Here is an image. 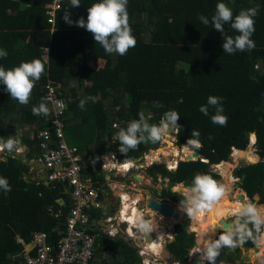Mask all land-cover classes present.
<instances>
[{"label":"trees","instance_id":"1","mask_svg":"<svg viewBox=\"0 0 264 264\" xmlns=\"http://www.w3.org/2000/svg\"><path fill=\"white\" fill-rule=\"evenodd\" d=\"M50 1L0 0V47L8 53L0 58V64L10 67L36 57L46 69L34 85L28 104H18L0 91V136L13 135L17 124L38 129L47 126L50 114L33 115L31 107L43 100L51 113L50 104L44 98V85L53 81L60 85L59 95L67 99L66 121L71 117L82 122L93 119L96 124V142L79 147V151L84 172L98 183L104 182L105 177L100 159L102 151L118 152L120 160L125 161L159 147L160 141L144 142L138 143L136 149L121 153L118 141L108 144L107 136L124 127L128 120L137 118L140 110L150 117V123H158L166 109L177 110L180 115L177 123L182 125L176 131L178 146L184 145L190 129L200 132L201 146L195 149L201 154L199 158L179 160L174 170L166 168L165 163L147 167V173L154 179L158 175L168 179L160 198L179 203L183 197L172 187L181 181L190 183L198 172H206L221 181V174L212 170L211 165L227 161L233 148L245 150L252 143L247 148L254 152L252 145L256 142L257 152L264 157V0H225L234 14L240 8L259 5L251 37L255 47L233 54L224 53L220 45L224 36L235 33L234 29L225 24L220 33L211 24L203 25L197 19V14L210 16L216 0H128V23L136 44L123 56L106 53L94 42L90 32L61 18L65 11L73 21L86 18L91 0H80L77 7L67 6L68 0H65L56 13L54 25L46 15L45 6ZM44 48H48L47 61L42 58ZM99 58L105 60L104 66L95 69L88 64L89 60ZM74 81L82 87L81 91L73 87ZM87 81L90 84H85ZM209 94L223 97V112L228 117L223 126L213 124L198 111ZM86 95L95 96L96 101H88L81 110L77 102ZM110 96L113 104L106 106L105 100ZM125 96L127 103L123 102ZM153 100L160 101L163 107H155ZM212 111L209 108L210 114ZM114 122L118 124L116 128ZM32 138L24 140L28 161L40 155L34 132ZM27 168L22 157L11 155L0 159V175L6 176L11 185L10 191L0 190V264H23L24 242H30L36 230L46 231L50 239H55L53 226H63L70 209V200L61 184L29 183L23 178ZM233 175L243 180V186L239 183L237 186L247 191L250 200L252 194L256 197L260 192L264 202L263 160L240 165ZM61 197L64 204L57 200ZM253 202L262 206L260 202ZM100 214L94 211L93 216ZM188 227L189 219L174 225V238L166 245L171 261L187 259L195 243V235ZM261 233L254 232L252 238L237 248H222L217 264H248L240 255L243 248L251 249L257 244ZM103 249L117 253L114 264H132L139 259L136 249L120 236L106 239L98 251ZM10 253L19 254L12 257Z\"/></svg>","mask_w":264,"mask_h":264},{"label":"clouds","instance_id":"2","mask_svg":"<svg viewBox=\"0 0 264 264\" xmlns=\"http://www.w3.org/2000/svg\"><path fill=\"white\" fill-rule=\"evenodd\" d=\"M127 4L128 0H91L86 8V18H77L73 21L67 11L61 18L69 25L75 23L76 26L83 27L90 32L94 42H97L106 53L123 56L129 48L136 44V38L128 23ZM68 5L77 7L80 5V0H68ZM258 11L259 5L254 4L251 7L240 8L234 14L225 0H216L212 14L210 16L197 14V19L203 25L211 24L212 29L220 33L224 30L225 24L234 29L235 33L224 36L220 45L224 53L233 54L250 51L255 47V41L251 37L255 31V17L258 15ZM7 54V50L0 47V58L6 57ZM45 71V64L36 57L21 60L10 67L0 64V85H3L0 91L6 92L18 104H28L34 85ZM222 100L223 97L209 94L205 103L198 106V111L208 116L213 124L223 126L228 117L223 112ZM88 101L95 103L96 97L93 95L81 97L77 102V107L83 110ZM152 103L155 107H163L158 100H153ZM209 108L213 109L211 114ZM31 111L33 115L47 114L48 107L42 100L38 104L32 105ZM136 116L137 118L128 120L124 127L115 131V134L113 133V139L119 142L118 150L121 153H127L129 149H136L138 143H156L162 139V136L175 132L182 126L177 123L180 117L179 113L171 108L163 111L158 123H150V117H146L143 110L138 111ZM199 137L198 129H190V136L186 138L184 146L189 149L191 157L196 155L195 149L201 146ZM20 143V137L16 133L8 135L7 138L0 136V151L11 154L18 150L17 146ZM150 149L153 150V148ZM118 155L120 154L118 153ZM104 159L108 161L109 157L105 156ZM133 161L141 163L144 161V156H141L140 160ZM120 162L124 161L120 160ZM177 163L178 161L176 166ZM147 167L144 169L146 170ZM123 172L128 174L130 171ZM221 176H225L227 182L218 181L206 172H198L191 177L190 183L184 184L181 181L173 188V191L179 189L183 199L179 200L178 207L187 213L188 217L206 215L211 221L207 231L201 232L195 241L196 247L199 249L197 252L198 264H204L205 261L207 264H217V257L222 248H237L245 240L252 238L254 232H264V206H258L253 200L247 198L229 205L233 210L231 221L216 223L211 220L217 202L225 198L226 192L231 190L232 182L237 179L229 172H222ZM0 190L4 192L11 190L6 176L0 175ZM130 222L135 226L137 232L143 235L154 230L156 224L154 218L145 219L140 210H133ZM217 228L220 229L218 233H216ZM188 258L181 261L182 264H187Z\"/></svg>","mask_w":264,"mask_h":264},{"label":"built area","instance_id":"3","mask_svg":"<svg viewBox=\"0 0 264 264\" xmlns=\"http://www.w3.org/2000/svg\"><path fill=\"white\" fill-rule=\"evenodd\" d=\"M64 1L51 0L46 5V15L50 24L54 25L56 13L62 9ZM47 52L48 48H44L45 59ZM59 87L60 85L53 81H48L44 85V98L50 104L51 113L48 125L35 129L34 134L39 142L38 160L43 165L44 179L48 182H58L65 187L71 199L70 209L65 224L54 225L53 231L57 236L55 239H50L46 231L36 230L32 233L29 244H25L22 252L23 264H90L100 244L99 239L102 236L117 234H122L135 243L140 255L143 256L145 236L138 233L135 227H131L130 222L125 219L127 216L121 205L113 214L102 212L99 217L93 216L95 210L103 208V188L84 172L79 147L69 144L65 138L67 101L59 95ZM117 126V122H114L113 127ZM114 134L108 137L112 141ZM20 150L18 148L16 151ZM105 156L109 157L108 161H105ZM100 159L101 166L107 173V180L111 178L114 169L123 173L115 166L120 162L118 153H103ZM147 160L148 155H144V161L141 163L131 161L132 165L126 172H129L131 167L146 168L152 163ZM59 213H56V216H59ZM192 251L193 249L188 263L192 260ZM144 263L149 264V261ZM171 264L182 262L172 261Z\"/></svg>","mask_w":264,"mask_h":264},{"label":"crops","instance_id":"4","mask_svg":"<svg viewBox=\"0 0 264 264\" xmlns=\"http://www.w3.org/2000/svg\"><path fill=\"white\" fill-rule=\"evenodd\" d=\"M47 57H48V52H47ZM42 58L44 59V61H47V59L44 58V53L42 54ZM88 64L91 67L97 69L99 67L104 66L105 60L103 58H99L96 61L89 60ZM44 73H46V72H44ZM85 84L88 85V84H90V82L87 81V82H85ZM72 85H73V87H75L76 90H79V91L82 90V87L79 86L76 81H74V83H72ZM66 101H67V99H66ZM47 114L49 116V114H50L49 110H48ZM35 129H38V128H36V127L30 128L28 126L21 125V124H19V126H18V124H17V127H16L15 131H13V135L16 133L20 137L21 143H20L19 146H17V148H20L21 150L20 151H13L11 154H8L7 152L0 151V159H6L7 156H11V155L12 156H15V157H22L23 161L28 164L27 170L24 171V173H23L24 180L27 181V182H29V183H31V182L39 183V181H45L47 184H49L51 182H48L47 180L44 179L43 165L38 160V158H32L29 161L26 158V153L28 152V147H27L26 142L24 140L25 139H27V140L33 139L32 137H33V132H34ZM114 131H113V133H114ZM108 137L109 136H107V142H108V144H112L113 141L110 140ZM65 138H66V140H67V142L69 144H71V145H77L78 147H81V146L87 145V144H93V143H95L96 142V124H95L94 120L93 119H89V121L82 122V121H80L79 119H76V118H72V117L71 118H68L67 121H66ZM108 144H107L106 148L109 147ZM107 152H112V151L111 150H109V151H102L101 152V155L103 153H107ZM104 176H105L104 177V182L98 183V182L94 181L97 185H100L103 188V208L102 209H99V210H95V211L97 213H101V214H102V212H105L106 214H113L120 207L121 201L123 199L122 198L123 197V194L129 193V194H131L133 196H135V195L132 194V191H131V190H133V188L129 191L128 187H126V185H125L126 182H123L122 181V182L114 183L112 181V178H110L109 180H107L106 179V176H107L106 171H105ZM139 176H141L142 179L144 178L143 175H139ZM158 178H159V180H164V181L167 180L168 181L167 178L166 179H163L160 175H158ZM138 181L139 180H137L135 183L136 184L139 183ZM167 186H168V184L167 185H160L158 187V190H157L158 197L161 194L162 189L164 187H167ZM62 187H63V193H66L68 195L67 198L71 202L69 193L67 192V190H65V187L63 185H62ZM106 187L108 189H110V191L109 190L106 191L105 190ZM116 188H119V192H117V193H116ZM110 192H112V195H115L116 196L118 202L120 203V205L117 206L113 211H110L111 210V207H110V204H108V201L106 203V200L108 199V196L107 195H109ZM244 193H245V195L247 194L246 192H244ZM149 197H156V196H152V195L151 196H145L142 201L143 202L144 201L146 202ZM158 197H156V198L159 199L160 197L159 198ZM59 199H60V202L61 203H63V204L65 203L64 198L62 199V197H61V198H58L57 200H59ZM161 200H169V201L175 203L174 201H172L169 198H161ZM137 201H138V199H137ZM145 202H144V204H140V205L137 204V206L139 207V209L142 208L141 211L145 213L144 216L145 217L147 216L146 218L144 217L145 219L152 218L149 215V213L146 212V211L147 210L155 211V210L150 209L147 206V203H145ZM138 203H139V201H138ZM175 204H177V203H175ZM155 213L157 215H160L157 211H155ZM175 224H172L171 223L170 224V227L169 226L166 227V235H167L166 237L170 239V240H168V242L171 241L174 238V234H175V232H174V225ZM123 227H124V225L122 226V228ZM53 228H54V226H53ZM189 232H191V231L189 230ZM192 232H194V231H192ZM116 236H120L124 241L128 242L132 247H134L136 249V252H137V254L139 256V259L137 261H135L134 263H132V264H143L144 262H147V260L149 261V264H155V261L156 260H160L163 256H166L167 255L169 259L171 257V254H170V252L168 251V249L166 247L167 242H163V244H165V245L162 246L163 249H162L161 255L159 254V256H155V257H154V255H151L152 257L149 256V259H148V258H146V256H147L146 254H143V256L140 255L139 250H138V247L135 245V243L131 242L130 239H127L122 234H117ZM116 236H109V235H107V236H102L99 239L98 242L100 244L96 248L95 256L93 257L94 259H92L94 261V264H114V263L117 262L118 255H117L116 252H114L112 250H109V249H103V250H99L98 251V247L102 246L104 244V241L106 239L111 238V237H114L115 238ZM24 244H29V242L28 243H25L24 242ZM18 254L19 253H12V254L10 253L9 256L14 257V256H16ZM173 261H177V260H173ZM160 262H161V260H160ZM161 264H162V262H161Z\"/></svg>","mask_w":264,"mask_h":264},{"label":"rangeland","instance_id":"5","mask_svg":"<svg viewBox=\"0 0 264 264\" xmlns=\"http://www.w3.org/2000/svg\"><path fill=\"white\" fill-rule=\"evenodd\" d=\"M123 99V98H122ZM112 101H113V99H112V97L110 96L109 98H106V100H105V105L106 106H112ZM127 101H128V99H127V96H125L124 97V99H123V102L124 103H127ZM251 136H253V134H251ZM250 136V137H251ZM168 139V140H167ZM257 140V139H256ZM170 142L171 143V145L172 146H175V147H177L178 149H181L182 148V146H178V145H176V131L175 132H171V133H168V134H166V135H164V136H162V139L160 140V143H159V147L158 148H161V147H165V146H170L169 144H168V142ZM250 142V141H249ZM252 144V143H251ZM251 144H248V148H251ZM246 147V149L245 150H238V156H237V158H234V161H230V160H227V161H222V167L223 168H225L227 171H229V173L234 177V175H233V171L235 170V168L236 167H238V166H240V165H243V164H247V163H257V162H259V161H261V160H263L264 161V157H262L260 154H259V159H254V161H250V159H252L253 157H251L250 156V154L252 153L251 152V150H248V148ZM252 147H253V149H252V151H254L255 153L258 151V146L256 145V142L252 145ZM158 148H156V149H158ZM156 149H153V151H151V150H148V152L147 153H145L146 155H151V154H153V152L156 150ZM234 154H236V152H237V149H233V151H232ZM258 153V152H257ZM241 154V155H240ZM144 156V155H143ZM180 156H181V154H180ZM234 157H235V155H234ZM135 159H137V158H135ZM135 159H128L129 161H133V160H135ZM177 159V161H179V160H183V159H180V157H174V156H172L171 154L170 155H168V157L167 158H165V159H159V160H154V161H152L151 159H149L148 158V162H152L153 164H150V165H156V164H159V163H165V166H166V168H168V169H173L174 170V168H170L169 166L173 163V161L174 160H176ZM190 159V158H189ZM185 160H187L186 158H185ZM156 162V163H155ZM231 163V164H230ZM118 164V163H117ZM149 165V166H150ZM176 167V166H175ZM221 167V168H222ZM211 168H212V170H214V171H216V172H218V173H220L221 174V170H220V167L219 166H217L216 164H212L211 165ZM229 168V169H228ZM118 170L117 169H114L113 171H112V174H111V178H112V181L114 182V183H117V182H126L125 183V185H126V187H128V189H129V191L133 188V190H131L132 191V194H134L135 196H133V195H131L130 194V196L132 197V199L133 200H136V199H138V201H139V203H138V205H140V204H144V202L142 201L143 200V198L145 197V196H156V197H158V193H157V190H158V187L160 186V185H167L168 183V181L167 180H159V178H157V179H154L153 178V176H151V175H149L148 173H147V171L145 170V169H136V168H134V169H131L130 170V172L128 173V174H125V172H117ZM121 171H123V170H121ZM134 174H137V175H143L144 176V178L142 179V180H139L138 182L139 183H135L138 179H136V178H134ZM222 178H221V182H227L226 181V177H224V176H221ZM238 179H240V181H238L237 182V179H235L233 182H232V184H231V186H230V188H231V190H230V192H229V197L231 198V200H234V201H239V200H241V199H244V198H247V196L245 195V193L242 191V190H239V188H238V186H237V183H239L240 185H242L243 186V180H241V178H239V177H237ZM133 181V182H132ZM134 183V184H133ZM176 186V185H175ZM175 186H173V188L175 187ZM127 189V190H128ZM105 190L107 191V190H109L110 191V189H108L107 187L105 188ZM176 191H179V189L178 190H176ZM117 192H119V188H116V193ZM129 194V193H128ZM255 194V193H254ZM108 196V199L106 200V203H107V201H108V204H110V207H111V210L110 211H113L117 206H119L120 205V203L118 202V200H117V198H116V196L115 195H112V192H110L109 193V195H107ZM244 196H246V197H244ZM159 198V197H158ZM251 198H252V200H255L256 202H260L261 204H264V202H262V200H261V194H260V192L258 193V195L256 196V197H254V195L252 194L251 195ZM160 200H161V198H159ZM247 199H249V197L247 198ZM250 200V199H249ZM137 202V201H136ZM146 203V202H145ZM177 205H179V204H177ZM259 206V205H258ZM262 206H264V205H262ZM141 208V207H140ZM150 211L151 210H147L146 212H148L149 213V215H150ZM153 214H152V218H154V220L155 219H159V221L158 220H155L156 221V223H159V224H163L165 221H163V223H162V221L161 220H167V224H168V226L170 227V224L172 223V224H175V223H180V221H172V220H169V219H167V217H165V216H163V215H158L157 216V214L155 213V211L153 212V211H151ZM143 213V215H145V213L144 212H142ZM147 217V216H146ZM145 217V218H146ZM162 218V219H161ZM182 218V217H181ZM181 218H180V220H181ZM233 218V214L232 215H229L226 219L228 220V221H231V219ZM173 220H174V218H173ZM175 220H178V219H175ZM170 223V224H169ZM192 224V219H191V217L189 218V227H188V229L192 232L193 230L191 229V227H190V225ZM165 232H166V228H165ZM194 233V235H195V241H196V232H193ZM165 239H164V241L163 242H168V240H170L169 238H167L166 236L164 237ZM151 242V241H150ZM261 243H263V232L261 233V236L259 237V240H258V242H257V246L255 247V248H257ZM243 245V244H242ZM196 247V244L194 243V245L191 247V249L189 250V254H190V252H191V250H192V248L194 249ZM251 248V249H245V248H243V253L240 255V257H241V260H244L246 263H248V264H264V254L261 256V260H258V257L257 258H255L254 257V253H253V250L255 249V248ZM189 254H188V256H187V258L189 257ZM157 256H159V255H157ZM192 256H194V253L192 252ZM161 262H162V264H171V261H170V259L168 258V256L166 255V256H163L161 259Z\"/></svg>","mask_w":264,"mask_h":264},{"label":"bare ground","instance_id":"6","mask_svg":"<svg viewBox=\"0 0 264 264\" xmlns=\"http://www.w3.org/2000/svg\"><path fill=\"white\" fill-rule=\"evenodd\" d=\"M168 144L170 146H165V147H161V148L156 149L153 152V154H151V155L149 154L148 155V158L151 159L152 161H154V160H159L161 158L165 159L170 154L172 156H174L175 158L176 157H180V159L195 158V156L194 157L189 156V149H187L184 145H182L181 149H178L177 147L172 146L170 142H168ZM151 151H153V150H151ZM180 154H181V156H180ZM237 154H238V150H237L236 154H234L235 155L234 158H237V156H238ZM176 162H177V159L174 160L173 163L169 167L170 168H174L176 166ZM131 165H132V163L127 159L124 162H119L115 166L119 167V169L125 171ZM216 165L220 167L221 173L222 172H229L225 168L222 167V165H223L222 162H220V163H218ZM239 190H241V189H239ZM242 191L246 192L245 190H242ZM229 192L230 191L226 192L225 198L220 200V201H218L217 204H216L215 211H214V213L211 216V220H214L216 223H219L220 221L221 222H224V221L228 222V220L226 218L229 215L233 214V210H232L231 207H229V205L234 204L237 201L231 200V198L229 197ZM246 196H247V198L249 197L248 194H246ZM246 196H244V197H246ZM122 198L123 199L121 201V206L124 208L123 211H125V214L127 216V218H125V219H127V221L130 222V217L133 214V210H140L139 207L137 206V202H136L137 199L133 200L132 197L130 196V194H128V193L123 194ZM261 205H264V204H261ZM176 209L178 210L180 216H179L178 220H175V218L173 220V217H171L169 220H172L173 222L174 221H180V218L183 215H187V213L183 212L178 207L177 204H176ZM191 219H192V224L190 225V227H191V229L194 232H196L197 236L201 232L207 231V229L209 227V224L211 222L210 219L206 215H198L196 217H191ZM155 220L159 221V219H155ZM161 221H162V223H163V221H165V222L163 224L156 223L155 226H154L155 227L154 231L153 230L151 231L152 233H155V239H153L151 242L149 241V242L145 243L143 254H146L147 255L146 258H148V259H149V256H151V255H154V257H155V256H157L159 254L161 255V253H162L163 240H164V237L167 236L166 232H165V228L168 227V224H167V220L163 219ZM130 225H131V227H135L131 222H130ZM219 231H220V229L217 228L216 229V233H218ZM198 251H199V249L197 247H195L193 249L194 256H192V260L188 264H198V253H197ZM253 253H254V257L255 258L258 257V260H261V256L264 254V232H263V243H261L257 248H255L253 250ZM155 264H161L160 260H156Z\"/></svg>","mask_w":264,"mask_h":264},{"label":"water","instance_id":"7","mask_svg":"<svg viewBox=\"0 0 264 264\" xmlns=\"http://www.w3.org/2000/svg\"><path fill=\"white\" fill-rule=\"evenodd\" d=\"M150 150H152V149H150ZM237 150H239V149H237ZM195 152H196L195 158H190L187 160L197 159L201 156V154L198 151L195 150ZM257 155H258V157H257ZM250 156L253 158L256 157V159H259V153L252 152L250 154ZM140 159H141V157L137 158V160H140ZM183 160H185V159H183ZM228 160L234 161V153L233 152L228 156ZM134 177L138 180H142V177L137 175V174H134ZM146 203L150 209L157 211L160 215L167 217V219H170L171 217L178 219L180 216L178 210L176 209V204L169 201V200H159L156 197H149L147 199ZM188 218H190V217H188L187 215H183L182 219L180 220V223L183 222L184 220L188 219ZM144 236H145L146 242H149V241H152L153 239H155V233H152V232H149L148 234H146ZM164 245L165 244H163V246ZM183 264H186V263H183Z\"/></svg>","mask_w":264,"mask_h":264},{"label":"flooded vegetation","instance_id":"8","mask_svg":"<svg viewBox=\"0 0 264 264\" xmlns=\"http://www.w3.org/2000/svg\"><path fill=\"white\" fill-rule=\"evenodd\" d=\"M172 190H173V187H172ZM177 192H179L180 193V191H177ZM175 203H177V202H175ZM177 204H179V203H177ZM189 219V218H188ZM187 220V219H186ZM185 221V220H184Z\"/></svg>","mask_w":264,"mask_h":264}]
</instances>
